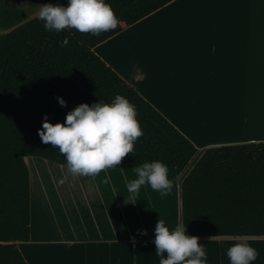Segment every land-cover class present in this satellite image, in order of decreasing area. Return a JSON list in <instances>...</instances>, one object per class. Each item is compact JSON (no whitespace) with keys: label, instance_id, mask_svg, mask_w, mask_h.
Returning <instances> with one entry per match:
<instances>
[{"label":"crops","instance_id":"1","mask_svg":"<svg viewBox=\"0 0 264 264\" xmlns=\"http://www.w3.org/2000/svg\"><path fill=\"white\" fill-rule=\"evenodd\" d=\"M60 1L0 0V35L36 17L42 4ZM92 51L196 152L179 175L168 169V196L159 192L156 200L149 185L141 186L132 202L146 218L127 216L102 182L92 185L134 177L133 169L73 177L59 166V175L80 182L69 202L47 198L28 172L29 238L16 244L27 264H159L156 222L163 219L169 230L181 223L179 184L203 151L264 143V0H173ZM199 238L206 264H230L227 250L241 237ZM243 238L258 252L251 264H264V236Z\"/></svg>","mask_w":264,"mask_h":264},{"label":"trees","instance_id":"2","mask_svg":"<svg viewBox=\"0 0 264 264\" xmlns=\"http://www.w3.org/2000/svg\"><path fill=\"white\" fill-rule=\"evenodd\" d=\"M171 1L105 0L119 25L99 36L75 29L47 31L38 15L0 35V264H27L16 244L29 238V178L23 158L66 168L59 149L38 135L45 115L49 123H63L79 104L111 103L119 94L135 106L143 135L133 153L109 169L160 161L179 175L195 154V147L92 51ZM65 38L68 44L62 47ZM179 202L187 235L264 236V143L204 150L180 181Z\"/></svg>","mask_w":264,"mask_h":264},{"label":"clouds","instance_id":"3","mask_svg":"<svg viewBox=\"0 0 264 264\" xmlns=\"http://www.w3.org/2000/svg\"><path fill=\"white\" fill-rule=\"evenodd\" d=\"M38 19L43 21L47 31L57 33L65 29H75L82 34L99 36L113 31L119 25L113 9L105 0H66L65 4L44 3ZM68 39L61 42L67 46ZM61 107L66 101L56 97ZM133 104L117 94L111 103L97 101L91 106L81 103L66 114L63 123H49L45 115L38 135L41 142L58 148L66 160L67 172L73 177H95L100 172L117 167L124 157L134 151V143L143 135ZM135 179L127 180L126 188L130 201L136 200L141 186L149 185L161 196H168L173 182L168 179V166L160 161L145 162L133 168ZM67 176L60 180L63 184ZM103 183H109L106 177ZM136 203V202H135ZM126 203V204H135ZM156 256L159 264H206L207 255L199 237L186 234L183 222L173 230L158 219L154 229ZM139 235H147L146 230H138ZM134 239V238H133ZM166 254V258H165ZM230 264H251L258 252L243 237L238 238L227 250Z\"/></svg>","mask_w":264,"mask_h":264},{"label":"rangeland","instance_id":"4","mask_svg":"<svg viewBox=\"0 0 264 264\" xmlns=\"http://www.w3.org/2000/svg\"><path fill=\"white\" fill-rule=\"evenodd\" d=\"M25 166L30 172L33 180L36 176L37 181H39L41 184H43L44 189L46 193L48 194L47 198L51 197L53 199H62L66 202H69L72 198H75L78 194L77 192V186L76 183L80 184L78 178H72L67 177L65 182L63 184L59 183L61 179H63L66 175L63 173L58 174L56 170H63L59 166L54 165L52 163L46 162L44 160L34 158V157H25L24 159ZM57 166V167H56ZM63 172V171H61ZM128 178L127 180H132L137 178L136 176L132 177L130 175H126ZM118 179V180H117ZM103 180H96L94 181V184H100L99 182H102L104 185L103 190L104 194L109 196L110 200H113L114 198L120 200V202H124L125 204V212L127 216H139L140 218H146L145 213L142 211V207H139L135 204H126V203H133L132 201L127 202V196L125 192V186L122 184L126 181L122 177L121 180L117 177H112L109 179V183H107V187H105V183H103ZM85 183V180L82 181ZM86 184V183H85ZM90 184V183H89ZM107 189V190H106ZM143 195L145 192H141ZM159 192L158 191H152V197L157 200ZM55 195V196H54Z\"/></svg>","mask_w":264,"mask_h":264}]
</instances>
